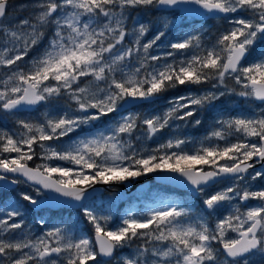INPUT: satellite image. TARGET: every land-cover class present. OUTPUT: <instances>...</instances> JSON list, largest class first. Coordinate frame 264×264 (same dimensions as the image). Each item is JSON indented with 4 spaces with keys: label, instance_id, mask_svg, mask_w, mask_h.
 Wrapping results in <instances>:
<instances>
[{
    "label": "snow or ice",
    "instance_id": "snow-or-ice-1",
    "mask_svg": "<svg viewBox=\"0 0 264 264\" xmlns=\"http://www.w3.org/2000/svg\"><path fill=\"white\" fill-rule=\"evenodd\" d=\"M17 7L27 15L8 21ZM150 9L199 10L228 27L210 42L198 31L164 45V30L145 40L147 24L129 29L133 11ZM202 85L210 89L193 94ZM182 87L188 94L170 98L162 114L130 111ZM229 95L261 111L215 119L198 147L179 134L142 147L173 127L200 126L197 113ZM62 101L38 121L0 129V184L31 189L0 205V264H264V0H0V113ZM36 159L44 163L30 166ZM157 173L203 197V207L162 202L114 224L86 206L98 184ZM61 197L77 202L91 234L71 223L47 227L43 216L39 234L28 227L27 212Z\"/></svg>",
    "mask_w": 264,
    "mask_h": 264
},
{
    "label": "rangeland",
    "instance_id": "rangeland-1",
    "mask_svg": "<svg viewBox=\"0 0 264 264\" xmlns=\"http://www.w3.org/2000/svg\"><path fill=\"white\" fill-rule=\"evenodd\" d=\"M13 2L19 6V4L24 3L25 0H13ZM153 14V15H152ZM24 15H27L26 12H21V10L19 9V7H17L16 10L10 12V14L8 15V21L10 22H15L18 21L20 18H22ZM152 15V16H150ZM141 21L145 24H147L149 26V28H151L153 25H155V28L150 29V31L147 33V35L144 37L145 40L150 39L153 34L155 32H157L158 30H164L166 33H168L170 30L172 29H181L182 27H185L187 25L194 24V20L193 19H188V18H184L182 16L179 15L178 12H162V11H157V9H150V10H145V11H141V10H135L133 11L132 17L129 20V29H131L132 23L134 21ZM201 25L199 24H195V25H191V26H187L185 27V30H183V33L180 37L184 36L185 34L188 33H193L196 31V29L200 28ZM188 28V29H186ZM259 50H257L258 52ZM33 54H35V50L33 52ZM235 87H239V86H235ZM210 87L207 89L209 90ZM206 90V91H207ZM212 91H215V89H211ZM232 96V100L227 101L226 99H229ZM223 102H217L216 107L211 108L212 111H215L219 108H225V111L227 112V115H229V111L231 113V110L229 109L230 106L232 104H234V106L236 105L235 103L239 104V105H243L246 109L245 110H249L252 112V114H259V112L261 111L260 107H257V102L256 101H244L242 98L235 96V95H229L226 98H222ZM169 99H165L161 101V105H154V106H150L147 109H144V106H135L133 108L130 109V111L140 115L141 117L146 116V115H159V113H163L164 111L167 110V108L169 107V103H168ZM61 107H66V105L64 104V102L62 101L60 105H54V106H45L43 107L41 110H38V112H34L32 114H18V116L16 117H8L5 116L3 113H0V129H5V130H9V131H15L17 125L15 123V121L17 119H26V120H30V121H38L40 119L43 118L45 112L48 113H54L57 111L58 108ZM162 107V108H160ZM220 110V109H219ZM115 115V114H114ZM201 115H205V114H201ZM109 118H105L104 121H97L94 125V128L96 130H102L103 128H105L107 126V121ZM226 119V118H225ZM180 124H184L183 121L178 122ZM214 121L210 122L209 120H207V122L205 124H201L200 126H187L184 127L186 129V131L188 132V134H190L189 140L192 141L193 143H190L188 145V148H192L193 146L198 147L199 146V141H202L205 134L210 130V128L213 126ZM173 130H176L175 127L172 128ZM193 131H196L195 133H192ZM84 133H81V135H83ZM162 137L161 134H159L158 138H154L153 140H147V141H143L142 142V147L145 149L146 146V142H153L154 144L152 145V147H157L158 144H156L155 142L160 140ZM76 138V134H73V139ZM67 140V138H65ZM13 156L15 154H12ZM34 162V161H32ZM39 163H44V161H41L39 159H36V162L34 164V166L36 164ZM48 163H52V164H56L59 163L61 166L64 167H72V165L67 164L65 162H57V161H48ZM22 187H20L17 191L16 194L19 197V193L24 192V191H31V189L29 188L28 185H20ZM1 187V186H0ZM257 187H259V184H257ZM165 189V190H163ZM166 189H168L169 191H175L172 188H168V187H164V186H158V185H154L152 186V188L147 191L146 193L137 195V197L139 199H134L136 196H134L133 198H131V200H129L128 202H122L121 199L117 196L116 193L114 192H105L103 195L95 198L94 200H92L91 202H89L88 206L91 209H94L96 212L100 213V214H105V215H111L112 217V223H119V221L124 218L125 216H127L129 213H135L137 216H141L143 213L148 212L150 209L154 208V207H161L163 206L162 202H166V203H178L180 205L183 206H190L188 204L190 198H179V196H176V198H172L173 194L170 193H165ZM6 189H4L3 187L0 188V193L5 191ZM180 192V191H179ZM34 194V193H33ZM41 198V197H40ZM201 199H203V197H200ZM151 200V201H150ZM193 200L195 201V203H198V199L193 198ZM13 203L12 201L6 203ZM26 203V202H25ZM251 203H255L254 201ZM203 207V206H202ZM224 214L226 215L227 212L224 211ZM223 214V215H224ZM43 217L45 218V220H47L48 218L51 217V226L52 225H59L61 222L64 223H71L74 225H77L78 228L83 231L86 234H89V231H92L91 228H89L87 221L85 220L83 214H82V210H75V211H70V210H60L57 212H52L51 211V215L50 213H44ZM27 222V221H26ZM214 222V221H213ZM31 222H27L28 227L32 229V231L35 234H39L41 231L39 230V228H33L34 226L30 225ZM215 224H211V227H215ZM232 235V234H230ZM139 243H142L139 242ZM135 244H133V249H124L123 253L125 255L129 254L131 251H133L135 249Z\"/></svg>",
    "mask_w": 264,
    "mask_h": 264
},
{
    "label": "trees",
    "instance_id": "trees-1",
    "mask_svg": "<svg viewBox=\"0 0 264 264\" xmlns=\"http://www.w3.org/2000/svg\"><path fill=\"white\" fill-rule=\"evenodd\" d=\"M153 15V14H152ZM150 15V16H152ZM153 17V16H152ZM193 26L195 24H191L190 25H187V26ZM200 28L196 29L195 32H198V31H203L204 35H205V40L206 42H210L212 40L215 39L216 36H218L221 32L225 31V29L228 27V24H227V21L225 20H221V19H211L203 24H200ZM185 26V27H187ZM185 27H182L181 29H172L170 30L168 33H167V39L164 40V45H167L168 41H172L174 40L175 38H179L182 33H183V30H185ZM155 28V25H153L150 29H153ZM188 29V28H186ZM189 34V33H188ZM187 34H185L184 36H186ZM157 53L159 54H162L164 51H171L170 49H167V48H158L157 50ZM179 55V54H178ZM180 58H184L182 55L180 56ZM230 83V86H234L232 84V82H229ZM210 87V85H202L200 86L199 88H193L191 91L193 92V94H202L203 91H206L208 88ZM189 92V89L187 87H182V88H177V89H172V90H169L167 93H165L161 98H158L156 100V102H152L150 101L149 103H145L143 104L144 106V109H147L151 106H154V105H161V101L162 100H167V99H170L174 96H178V95H185V94H188ZM227 97V96H226ZM224 97V98H226ZM232 96L229 98V99H226V102L227 101H231L232 99ZM236 105L234 106V104H232L230 106V110H231V113L229 111V115H227V112L225 111V108H219L215 111H212V109H208V110H204L202 112H198L197 113V116L202 120V123L201 124H205L207 122V120H209L210 122L214 121L215 122V119L217 118H228V117H231V116H240V115H245V116H248V115H252V112L249 111V110H245L246 108L242 105H239L237 103H235ZM163 106V105H161ZM43 108V107H42ZM42 108H39L38 110H41ZM162 108V107H160ZM38 110L36 112H38ZM35 112V113H36ZM161 114V113H159ZM201 114H205V115H201ZM114 115V114H113ZM196 131H193L192 133H195ZM177 134L181 135V136H189L190 134H188V132L186 131V129L184 127H181L179 129H176V130H173V129H170V130H165L163 133H161L162 137L160 140L156 141L155 143L156 144H161V143H164L166 142L168 139L170 138H173L174 136H176ZM191 136V135H190ZM189 136V137H190ZM188 137V138H189ZM154 143L153 142H146L145 146L146 148L145 149H152L154 147H152ZM188 147V146H187ZM36 160H34V162H30V166H34ZM151 175V174H150ZM145 177V176H143ZM142 178V177H140ZM134 180V179H133ZM22 187V186H20ZM165 190V189H163ZM16 191L17 190H13V191H3L0 193V205H6V203L12 201L13 203L19 199V197L17 196L16 194ZM172 193L173 197L172 198H176V196H179V198H190L188 204L190 206L193 207L194 210L196 211H199V209L202 208V199H198V203L196 204L195 201L193 200V197L188 194L187 192H184V191H169L168 189H166L165 193ZM134 199H139L137 196L134 198ZM151 201V200H150ZM21 203L23 204H26L25 202L21 201ZM89 204L87 203L86 206H88ZM30 207V206H29ZM33 211V210H32ZM32 211H29L27 212L26 214V221L27 222H31L30 225L34 226L33 228H39V230L41 231L39 225H38V221L40 219V217L42 216L41 214H38L40 217H37V218H33L32 215H34L35 213H33ZM222 213L224 214V211L222 210ZM225 215V214H224ZM221 218L220 216L218 215H213L211 217H208V220H209V224H214L215 222H217V220ZM214 221V222H213ZM51 226V222L48 223L47 227H50ZM89 228H91V225H89ZM92 231H89V234H91Z\"/></svg>",
    "mask_w": 264,
    "mask_h": 264
},
{
    "label": "water",
    "instance_id": "water-1",
    "mask_svg": "<svg viewBox=\"0 0 264 264\" xmlns=\"http://www.w3.org/2000/svg\"><path fill=\"white\" fill-rule=\"evenodd\" d=\"M180 7L192 9V8H195L196 6L195 5H182ZM158 10L174 11V10H178V9H167V10L158 9ZM178 11H179V14L181 16L186 17V18L195 19L198 22H201L203 20L215 19L208 14H205L203 16L198 15L197 11H199V10L189 11V12L180 11V10H178ZM200 11H203V10H200ZM145 102H148V101H142V102H139V104H143ZM256 102L259 103L258 101H256ZM36 110L37 109H28L25 111H21L20 113H33ZM164 175H168V174H165V173L151 174V175H148L146 177L137 178L134 180H130L126 183H121V184H111V185L98 184V185H96V191L93 194V196H91L89 198V200L85 203H88L91 200H93L94 198L103 195L105 192H115L123 202H127L132 196L148 191L154 184L173 188V189H176L179 191H185V192L189 193L190 195H192L194 198H196L192 194V192L190 191L189 188L182 186L179 182H177L175 180H171L169 177L164 176ZM0 186L6 190H14L19 185H17V186H3L2 184H0ZM52 195H55V194H52ZM39 199H43V197H41ZM60 199L66 201V202L65 203L49 202L42 209L48 208L52 211H58L60 209H70V210L81 209L80 207L76 206L77 202H75V201H72L70 199L63 198V197H61ZM42 209H34V210L39 211Z\"/></svg>",
    "mask_w": 264,
    "mask_h": 264
},
{
    "label": "flooded vegetation",
    "instance_id": "flooded-vegetation-1",
    "mask_svg": "<svg viewBox=\"0 0 264 264\" xmlns=\"http://www.w3.org/2000/svg\"><path fill=\"white\" fill-rule=\"evenodd\" d=\"M40 198V197H39ZM33 213H35L34 215H32L33 218H37V217H40L38 214H41L43 216L44 213H50L51 215V210L50 209H42V210H39V211H35L33 210L32 211ZM48 222H51V217L47 219Z\"/></svg>",
    "mask_w": 264,
    "mask_h": 264
}]
</instances>
